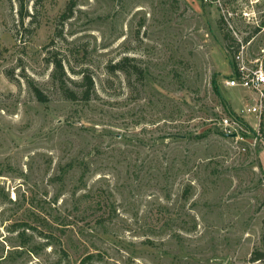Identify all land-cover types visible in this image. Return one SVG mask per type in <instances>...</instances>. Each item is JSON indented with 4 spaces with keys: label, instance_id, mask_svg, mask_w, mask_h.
Wrapping results in <instances>:
<instances>
[{
    "label": "rangeland",
    "instance_id": "obj_1",
    "mask_svg": "<svg viewBox=\"0 0 264 264\" xmlns=\"http://www.w3.org/2000/svg\"><path fill=\"white\" fill-rule=\"evenodd\" d=\"M242 48L264 0H0V264H264Z\"/></svg>",
    "mask_w": 264,
    "mask_h": 264
},
{
    "label": "built area",
    "instance_id": "obj_2",
    "mask_svg": "<svg viewBox=\"0 0 264 264\" xmlns=\"http://www.w3.org/2000/svg\"><path fill=\"white\" fill-rule=\"evenodd\" d=\"M244 47V46H242ZM244 48L239 49L235 55V69L233 76L226 81L227 86L229 87H243L258 93V103L248 108V112L256 113L260 115L264 109V70L261 66L252 65L244 56ZM221 126L228 130L229 134H233V131L236 130L234 125L237 124V120L231 117H222ZM233 128V130H232Z\"/></svg>",
    "mask_w": 264,
    "mask_h": 264
},
{
    "label": "trees",
    "instance_id": "obj_3",
    "mask_svg": "<svg viewBox=\"0 0 264 264\" xmlns=\"http://www.w3.org/2000/svg\"><path fill=\"white\" fill-rule=\"evenodd\" d=\"M70 10H71V8H70ZM257 30H259V28H257ZM230 37H231L230 34L227 33L226 38L229 39ZM238 50H239V49H238ZM238 50H235V51H234V55H235V53H236ZM130 60H131V59H130L128 56L122 58L118 63L112 65V69H113V71H115V70H125V66H124V65H125L127 62H129ZM55 64H56V67H55V68H56V71H62V72H64V65H63V63H62L60 60H58ZM234 69H235V67H234ZM87 83H88V88H87V90H85L84 95H85V98H90V96H91V91H92L93 88H94V82H93V80H92L91 78H89L88 81H87ZM32 87H33V90H34L35 94H36L37 97L39 98V100H41V101H46V97H45L44 94L41 92V90L38 89L36 86H32ZM215 89H216V91H218L217 86L215 87ZM69 92H70L72 95L75 94V92H72V91H70V90H69ZM262 126H263V125H262ZM263 127H264V126H263ZM263 127H262V128H263ZM262 258H264V253H263V252H257L256 256L253 257V260H258V259H262Z\"/></svg>",
    "mask_w": 264,
    "mask_h": 264
}]
</instances>
